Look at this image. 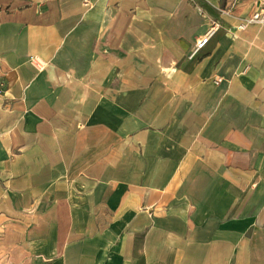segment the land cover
Segmentation results:
<instances>
[{"label": "crops", "instance_id": "0c3cea01", "mask_svg": "<svg viewBox=\"0 0 264 264\" xmlns=\"http://www.w3.org/2000/svg\"><path fill=\"white\" fill-rule=\"evenodd\" d=\"M254 1L0 0V264H264Z\"/></svg>", "mask_w": 264, "mask_h": 264}, {"label": "built area", "instance_id": "2783aa9c", "mask_svg": "<svg viewBox=\"0 0 264 264\" xmlns=\"http://www.w3.org/2000/svg\"><path fill=\"white\" fill-rule=\"evenodd\" d=\"M254 3L255 4L251 13L246 18L241 19L238 23L236 27L237 31H245L247 28L252 26L264 27V0H255ZM85 5L88 6L87 1H85ZM217 29V24H213L212 27L205 33V35L195 42L189 56L190 59H193L207 46L209 41L215 35ZM31 62H35L38 64V61L34 58L31 59ZM3 86L4 84L0 82V88H2Z\"/></svg>", "mask_w": 264, "mask_h": 264}, {"label": "rangeland", "instance_id": "374dc122", "mask_svg": "<svg viewBox=\"0 0 264 264\" xmlns=\"http://www.w3.org/2000/svg\"><path fill=\"white\" fill-rule=\"evenodd\" d=\"M192 48H193V47H192ZM3 88H4V86H3L2 88H0V92H1V90H3ZM250 122L254 123V122H256V120H253V121H252V119H251ZM260 122H263V121L261 120ZM187 171H188V172H191L192 169H187ZM184 174H185V175H188V173H186V172H185Z\"/></svg>", "mask_w": 264, "mask_h": 264}]
</instances>
